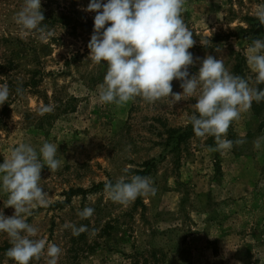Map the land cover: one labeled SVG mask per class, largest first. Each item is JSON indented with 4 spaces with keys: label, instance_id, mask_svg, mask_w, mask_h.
Wrapping results in <instances>:
<instances>
[{
    "label": "rangeland",
    "instance_id": "rangeland-1",
    "mask_svg": "<svg viewBox=\"0 0 264 264\" xmlns=\"http://www.w3.org/2000/svg\"><path fill=\"white\" fill-rule=\"evenodd\" d=\"M89 2L41 0L51 32L41 39L15 23L24 0H0V84L11 92L0 105V163L20 143L38 150L45 141L58 146L63 161L55 172L41 171L50 203L27 218L38 237L61 247L58 264H264V142L253 144L264 136V101L230 125L226 138L246 142L223 155L207 150L214 138L193 132L195 97L175 105L167 98L101 104L107 65L88 59L96 14L84 10ZM258 4L264 0H186L183 18L196 41L194 61L222 58L231 73L264 90L246 62L252 40L264 38ZM180 83L173 80V92H182ZM47 106L53 110L43 112ZM122 175L151 177L156 195L127 206L112 202L104 185ZM6 200L0 191V211L11 216ZM86 206L94 214L81 219ZM66 222L89 231L73 236ZM10 246L0 232V264H15L5 255Z\"/></svg>",
    "mask_w": 264,
    "mask_h": 264
},
{
    "label": "clouds",
    "instance_id": "clouds-1",
    "mask_svg": "<svg viewBox=\"0 0 264 264\" xmlns=\"http://www.w3.org/2000/svg\"><path fill=\"white\" fill-rule=\"evenodd\" d=\"M185 4L186 0H90L84 10L96 14L87 45L88 59L107 65L103 82L98 85V101L123 107L137 98L147 103L167 98L175 105L195 97L194 111L188 118L193 132L197 137L214 138L215 146L207 150L223 155L234 145L246 142L227 139V132L253 102L264 101V90L231 73L222 58L212 55L196 58L199 69L190 75L189 68L196 61L189 49L196 41L183 18ZM41 9V0H24L15 17L21 32L38 33L41 39L51 35ZM254 16L264 25V4L256 5ZM200 43L210 45L207 39H200ZM215 50L221 51L219 47ZM246 62L255 74V84H264V38L252 40L246 49ZM173 80L181 81L182 92H173ZM21 93L22 88L17 87L16 94ZM10 94L8 84H0V105ZM52 110L47 106L43 112ZM262 142L264 136L258 137L254 147L260 149ZM57 152L58 146L47 141L38 150L20 143L0 163V191L7 196L4 207L14 209L11 216L0 211V232L9 238L11 246L5 255L15 264H31L41 258H45V264H58L61 247L38 237L39 228L27 219L37 207L49 206V194L40 186L41 171L45 166L51 172L59 170L63 161L57 158ZM104 191L112 202L127 206L137 198L155 196L157 188L149 176L122 175L115 183L107 181ZM93 214L94 209L87 206L78 212L81 219ZM63 227L71 228L77 237L89 231L86 225L77 227L68 222ZM96 231L92 229L90 235Z\"/></svg>",
    "mask_w": 264,
    "mask_h": 264
}]
</instances>
